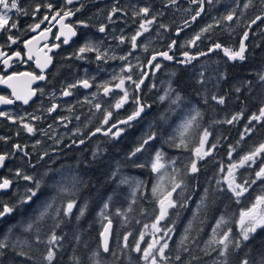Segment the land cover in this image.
Wrapping results in <instances>:
<instances>
[{
  "label": "flooded vegetation",
  "instance_id": "flooded-vegetation-1",
  "mask_svg": "<svg viewBox=\"0 0 264 264\" xmlns=\"http://www.w3.org/2000/svg\"><path fill=\"white\" fill-rule=\"evenodd\" d=\"M247 2L248 0H212L209 4L204 0V11L193 21L192 16L200 6L192 0H176L175 3L171 0H73L71 4L66 0H17L19 8L28 14L24 15L23 11L16 10L8 13L9 23L16 22L17 28L0 31V51L13 56L8 68L0 62V75H11L14 72L40 75L41 69L37 67L36 60L39 57L43 64L45 53L51 57V63L43 70L45 79L34 81L30 85L38 91L28 104L16 100L12 95V88L7 84H0V96L13 101L11 104L0 103V112L6 114L0 116V137L4 138L0 139V154H8L4 166L0 167V180L7 178L13 181L11 190L0 192V198L13 193L15 183L25 181L23 175L43 181L52 172L58 173L60 162L68 161L75 168L81 163L82 157H96L105 152L106 146L121 142L128 135L139 132H148L150 135V120L159 115L155 109L160 91L154 88L155 83L159 85L169 77L173 82L177 74L198 75L207 70L235 71L240 67L247 68L255 59L257 50H264V22L257 21L249 27L256 15L264 14V7H261L260 0H253L252 5L245 9L243 5ZM49 3L54 6L51 10L45 7ZM37 6H40L39 11H36ZM144 7L149 8V15L135 14ZM113 8L119 11L113 13ZM61 9L74 13L65 20L76 31V35L67 44L63 43V36L59 40L55 38L60 34V25L52 17ZM232 10H235L233 20H223L222 17ZM44 16L49 19L39 29L32 31L31 26L39 23ZM109 16L112 17L111 20L108 19ZM148 19H152L153 23L147 26V32L137 38V47L133 49L131 36L142 31L139 25ZM209 25L212 27L202 33L201 39L195 45L189 43ZM101 26L105 27L103 33L99 31ZM48 29L51 31L48 32ZM245 31L249 35L245 40L246 58L243 61L228 59L222 49L208 51L215 43L238 49ZM41 32H46L47 38H41ZM9 35L17 41L15 44L8 40ZM33 37L38 39L29 46L32 59H28L29 47H25V41L32 40ZM121 38H124L123 43ZM173 41L176 43L170 49L169 45ZM86 43L95 45L102 58L96 59L95 51L81 54L79 49ZM17 51L21 53L20 57L13 55ZM201 51L208 54L200 56ZM160 52H168L173 60L157 55V60L153 61V64L161 65L157 70L149 66L148 62L153 55ZM184 52L198 58L190 63H180L179 61L186 59ZM122 56L127 58L122 60ZM129 67L131 71L127 70ZM129 75L132 76V81L144 80L139 90L132 81L127 80ZM120 78L125 79L129 98L117 109L115 104L123 96V91L115 87ZM26 79L20 77L13 83L18 90L24 89ZM84 79L89 81L91 87L84 88L78 83ZM72 84L77 86L70 89L69 85ZM105 85L112 89L107 95L104 93ZM230 85V91L236 94L235 81L232 80ZM65 90L72 94L64 96L62 93ZM243 95L250 97L249 93ZM137 100L139 104L145 105L144 111L128 124L119 123L137 109ZM97 104L100 105L99 109ZM52 105H57V108L49 113L47 109ZM171 108L166 105L163 115L170 113ZM109 111L112 116L108 124H104V118ZM24 123L32 125L35 131L28 133L23 127ZM112 124L117 125L112 133L122 129L119 136L104 134ZM97 128L101 131L96 132ZM80 140H84V143L81 144ZM17 144L21 146L20 150L14 148ZM17 171L21 173L19 177L16 175Z\"/></svg>",
  "mask_w": 264,
  "mask_h": 264
},
{
  "label": "trees",
  "instance_id": "trees-1",
  "mask_svg": "<svg viewBox=\"0 0 264 264\" xmlns=\"http://www.w3.org/2000/svg\"><path fill=\"white\" fill-rule=\"evenodd\" d=\"M223 72L226 76L220 83L214 79L212 71L208 70L202 72L203 76L177 74L173 79V87L182 98L166 115H163V108L156 103L155 110L159 115L150 120V135L148 132L128 135L121 142L106 146L105 152L96 157H82L81 163L75 168L68 161L60 162L58 173L54 171L55 174L52 172L48 177L50 179L42 181L36 196L28 203L19 204L0 222V238L8 236L11 241L26 239L31 244V247L23 248L28 256L17 255L19 248L5 249L4 255L0 256V264H47L43 256L48 247L47 238L52 231L61 238L53 249L56 253L53 264H94L92 257L95 252L100 253L96 259L110 262L114 257L103 252L100 238L108 220L114 223L110 248L117 252L116 264H145L140 254L133 250V236L142 224L154 218L159 209L149 198V186L153 178L149 166L157 152L172 162V173L177 182L183 181L181 187L173 193L176 206L168 213L171 216L167 215L162 222L164 227L174 229L169 242L170 259L167 264H184L187 261H191V264H213L222 259L218 256L219 247L216 245L212 246L216 251L209 248L207 255L204 251L217 222L221 217L224 218L225 223L217 230L218 234L232 229L233 237L239 238L237 222L240 212L257 196L264 195V179L257 180L255 177L258 167L247 166L238 171L239 183L249 181L248 191L239 198L225 187L221 179L222 169L231 159H239L264 141V121L252 120L249 123L252 115H258L264 104V82L259 80V75L264 74V50H257L255 59L247 68ZM232 80L235 81L236 94L230 91ZM244 93H249L250 97L247 98ZM212 95L224 97L225 103L221 105L212 100ZM186 107H190L188 110L196 108L202 115L197 117L184 136L187 147H176L180 144V136L178 130H175V119ZM240 113L242 115L238 120L226 123ZM246 126L251 131H246ZM205 129L209 132V146L215 147L211 148V153L204 159L196 162L198 171L191 173V162L196 161L194 148ZM149 136L154 138L143 145L142 151L131 155ZM230 153L233 155L231 158ZM73 176L78 177L81 183L75 197H71L75 200V206L71 214L65 216L64 208L70 198L58 194L56 182L63 177L64 182L70 185ZM124 179L128 183H121ZM252 180L256 182L250 183ZM18 182L14 185L13 193L4 195L0 201L10 206L17 204L25 195L26 188L35 187L34 183ZM136 182L142 184L139 185V191L133 192ZM49 203L53 206L38 225L41 240L45 242L38 243L35 228L31 232L25 231V228L28 223L37 220ZM57 209L60 210L59 216L56 215ZM57 223L59 227H55ZM125 236H128L127 248H124ZM185 236L187 240L182 245ZM185 247L188 251L183 250ZM245 253L254 259L264 253V229H257L239 249L232 250L230 259L233 264H238ZM177 254L181 255V261L175 260ZM193 256L196 259L193 260Z\"/></svg>",
  "mask_w": 264,
  "mask_h": 264
},
{
  "label": "snow or ice",
  "instance_id": "snow-or-ice-1",
  "mask_svg": "<svg viewBox=\"0 0 264 264\" xmlns=\"http://www.w3.org/2000/svg\"><path fill=\"white\" fill-rule=\"evenodd\" d=\"M66 2L68 4L73 3V0H66ZM172 3H175L176 0H171ZM193 3H197L199 4V9L196 11L195 15L192 16V20L195 21L196 18L198 16H200V14L204 11V0H192ZM207 2L209 4L212 3V0H207ZM253 3V0H248L247 3H245L243 5V7L245 9H248ZM260 4L261 7H264V0H260ZM45 7H47L48 9H52L54 6L49 3L47 5H45ZM0 9H2V11H0V31H10L11 29H15L17 28V23L16 22H12L11 24L9 23L10 17L8 15L9 12H11L12 10H16L17 12H21L23 11L24 15H27V11L22 10L21 8H19L17 0H0ZM40 10V6H37L36 11ZM80 9H76V11H79ZM119 11V9L117 8H113L112 12L115 13ZM149 8L144 7L141 8L139 10V12L135 13L136 15H140L141 13L144 14L145 16L149 15ZM61 12H63V15H61ZM74 13L71 10L68 11H64L63 9L56 11L55 15L52 17L53 20H56V22L60 25V34L57 35L55 38L57 40H59L61 38V36L64 37L63 43L67 44L69 42V39L72 36L76 35V31L75 28L72 24L69 23H65V20L72 16ZM235 15V10L230 11L227 15H225L224 17H222L223 20L226 21H232ZM57 17H59V19H57ZM48 16H44L42 20L39 21V23H36L35 25L31 26V30L32 31H36L37 29L40 28V25L42 23H44V21L48 20ZM109 20L112 19L111 16L108 17ZM257 21H262L264 22V14H260V15H256L254 19L251 20L249 27H251V25L256 24ZM83 23V22H81ZM153 23L152 19H148L145 20L143 23H141L139 25V28L142 31H137L133 36H131V46L133 49H135L137 47V38L139 36H141L143 34V32H147L149 30V28L147 27L148 25H151ZM185 24L187 25V21L185 22ZM87 26V25H85ZM161 27H164V25H161ZM212 26L209 25L208 28L202 29L201 33H198L195 38L193 40H191L189 43L192 45L196 44V41L201 39V35L203 32H207L209 30V28H211ZM48 32L51 31V29L47 30ZM99 31L101 33L105 32V27L101 26L99 28ZM248 32L245 31L243 33V38L240 41L239 44V48L238 49H232L229 47H224L223 45H221L220 43H215L214 45H212V47L209 48V52L215 51L217 49H222L224 52V55L228 57V59L230 60H241L243 61L246 57H245V52H246V45H245V40H247L248 38ZM40 37L41 38H47V33L46 32H41L40 33ZM37 37H33L32 40H28L25 41V47H29L34 40H37ZM8 40H10L13 44H15L17 41L15 39H13V37L11 35L8 36ZM124 42V38H121V43ZM176 42L173 41L171 45H169V48L171 49L172 45H174ZM45 47H47V45H45ZM54 47H58V45H54ZM91 51H95L97 52V56L96 59H101V55L99 53V49L95 46L92 45L91 43H86L83 47H81L79 49V52L81 54L85 53V52H91ZM145 51H147V46H145ZM208 53L201 51L199 53L200 56H204L207 55ZM15 57H20L21 53L19 51L15 52L13 54ZM129 55H131V53H129ZM157 55L163 57L166 60H173V56L169 55L168 52H160L156 55H153L151 57V60L148 62L149 66L153 67L154 69H159L161 67V65L159 63H155L153 64V61L157 60ZM183 56L186 58L184 61H179L180 63H190L192 60L197 59V56L194 55H189L188 52H184ZM0 58H2V60H0V62L3 63V65L5 66V68L10 67V61L13 59V56L8 55L7 53L0 51ZM127 57H120V59H126ZM28 59H32V55H31V48L29 47V56ZM51 63V57L48 56L45 53L44 56V63L42 64L40 61V58L37 57L36 60V64L37 67L41 69V74L40 75H35L31 72H23V73H12L11 75H0V84H7L8 87L12 88V95L15 97L16 100L22 101L24 104H28L29 101L32 99L33 96L36 95V92L38 90L36 89H32L30 87V85L37 80H44L45 76L42 74L44 68L47 67L48 64ZM128 71H131V67H129L127 69ZM201 76H203V73H201ZM20 77H25L27 78L25 81L26 87L24 89H20L18 90L16 85L13 83L14 81H18ZM128 81H132V76L129 75L127 77ZM259 80L264 82V74H260L259 75ZM80 85H82L84 88H89L91 87L89 81L87 79L81 80L78 82ZM132 83L135 84V87L137 90H139L140 86L144 83L143 79H140L139 81H132ZM201 83H203V81H201ZM77 85L76 84H72L69 85V88H75ZM116 88L121 89L123 91V96L120 97V99L116 102L115 107L117 109L121 108L123 106L124 103L127 102L128 98H129V93L125 88V79L124 78H120L119 83L117 85H115ZM41 94H43V90L40 89L39 90ZM110 91H112L111 88H109L108 86H104V93L107 95ZM172 91H175L174 89H172ZM237 91H239V89H237ZM64 96H69L71 95V91L65 90L62 93ZM167 95V93H166ZM161 99L163 100L164 97H161ZM181 96L179 93L176 94V98L172 101L173 104H176L178 101H180ZM211 99L216 101L217 103L223 105L225 103V98L224 97H218L216 95H212ZM0 103L3 104H11L13 103L12 100L8 99L7 97L4 96H0ZM205 103H207V99H205ZM137 109L127 117L126 120H121L119 123L122 124H128L130 121L136 119L141 112L144 111V107L145 105L143 104H139L138 100H137ZM96 107L99 109L100 105L97 104ZM57 108V105H52V107L48 108L47 111L49 113L55 111ZM192 111L195 113V115H191L188 119H186L182 125H181V130L179 132L180 135V144L176 145V147H187V144L184 140V136L187 133V131L193 126V124L196 122L197 117H200L202 114L201 112L196 109L193 108ZM6 115L3 112H0V116H4ZM240 115H242V113L237 114L232 116V118L230 120H227L226 123H233L234 121L238 120ZM112 116V112L109 111L107 112L103 123L104 124H108L109 122V118ZM11 118V117H9ZM264 118V107H261L259 109V114H253L251 117V120L249 121V123H251L252 120L254 121H261V119ZM33 119H38V117H33ZM24 129L28 132V133H33L35 131L34 127L28 123H24L23 124ZM113 128H117L116 124H112L111 127L104 133L105 135H109L110 133L114 136H119L120 132L122 131V129H117V131L115 133H112V129ZM101 129L97 128L96 132H100ZM246 131H251V129H249L246 126ZM93 135H95V133H93ZM209 136V132L207 131V129L204 130L203 136L201 137L200 141H199V146L195 148V154L198 158L202 159L204 156L209 155L210 151H205V146H206V142ZM153 136H149L147 139H145L143 141V144L140 147H137L135 149V151L131 154V155H135L137 152L142 151L143 149V145L147 144L149 142V140L153 139ZM243 138V137H242ZM0 139H4L3 137H0ZM80 143L83 144L84 140H80ZM20 145H14V148H16L17 150H20ZM212 148L215 147V145L211 146ZM25 155H28L27 153H25ZM45 155H47V153H45ZM93 155L95 156L96 154L93 153ZM264 155V143L259 144L258 147H256L253 151H251L250 153L244 155L243 157H241L240 161L238 164H232L229 168H228V175L225 178L226 182H227V187L228 190H230L235 197L239 198L241 197L245 192L248 191V185H249V181L245 180L243 184L241 183H237L236 182V176L234 173V169L238 168V167H243L245 164L249 163V162H255V159L258 156ZM43 157H41L42 159ZM8 159V154H0V167L4 166V162L5 160ZM163 159V154L161 152H157L155 155V158L153 160V162L151 163V169L153 172H159L161 169H163L165 167V164L162 163ZM223 170V169H222ZM190 171L191 173H196L198 171V167H197V163L196 161H192L191 165H190ZM16 175L19 177L21 175V173L19 171H17ZM115 175V173L113 174ZM255 177L257 180L260 179H264V166H261L259 168L258 171L255 172ZM25 181H34L35 187L34 188H26L25 190V195L23 197H21L17 204L14 205H9L7 203H4L3 201H0V205H2V207H0V217H4L8 214H11L14 209L19 205V204H24V203H28L29 201L32 200V198L34 196H36L37 191L40 189L41 187V180H34L33 176L30 175H23L22 177ZM256 180H252L250 183H255ZM13 181L9 180L7 178H4L2 180H0V191L2 190H7L8 188L11 187ZM81 181L78 177L73 176L70 185L68 183L64 182V178L62 177L60 181L56 182V187H57V192L59 195L61 196H66L69 197L70 199H68V202L66 204V207L64 208V215H70L72 212L73 207L75 206V200L71 199V197H75L76 193L79 191V185H80ZM121 183H128L127 179L121 180ZM137 186H139L140 184H142V182H136ZM172 188L170 191H167L166 194L161 195L158 198V204L160 207V212L159 215L156 217L155 222L152 224V228L155 230V232H160L161 229L159 228V224L160 222L165 219V217L168 215V209L169 208H173L176 206V202L173 200L172 198V194L176 191L177 188H180L181 185L183 184V181L181 180L180 182H176L175 176L172 177ZM160 191L159 185L154 186L152 189L153 195L157 196L158 193ZM207 191V190H206ZM134 194V193H133ZM54 203V201H53ZM52 203H49L45 209L40 213V216L37 218L36 221L28 223L25 231L27 232H31L34 228L36 231V241L38 243H44L45 241L41 240L40 237V228H39V221H42L49 213H48V209L52 208ZM105 207H107V205H105ZM56 215L59 216L60 215V210L57 209L56 210ZM81 215H83V210H81ZM103 215V213L101 214ZM225 223L224 218L221 217V219L217 222L216 227L213 229V236L212 238H210L205 245V255L208 254V249L211 248L212 251H216V248L212 247L213 245H216L219 247V252H218V256L221 257L222 259H218L217 261H214L213 264H233L232 260L230 259V256L232 255V250L234 249H239L241 247V244L244 241H248L250 239L251 234H254L257 229H264V195H259L255 198V202L252 203L251 207L242 210L239 214V220H238V224L240 226V234H239V238H235L231 235L232 233V229H228L227 232H224L222 235V238L220 239H216L215 237L218 235V229ZM111 225H112V221L108 220L107 225L104 227L103 232L101 233V236L103 238V242H102V249L104 253H110L112 257H114V259L110 262H102L99 259H96L97 257L100 256L99 252H95L93 253V257L92 259L94 260V264H116V261L118 259L117 256V252L113 251L110 247H109V236H110V230H111ZM55 227H59V223H57L55 225ZM148 226L145 225V228H147ZM171 231V230H169ZM187 231V230H186ZM130 235V234H129ZM61 238L57 237L55 231H52L51 234L48 236L46 244L48 245L47 247V251L46 254L43 256V259L45 261H47V264H53V260L55 258V251L53 250L54 247L56 245H58L59 240ZM127 240H128V236L124 237V248L128 247L127 244ZM144 240V233L141 232L140 234V241ZM184 240H187V236L184 237V239L181 241V244L183 245ZM157 245H159V247H157ZM24 247H31V244L28 240H20L17 239L15 241H11L10 238L8 236H5L3 238H0V256L4 255V251L7 248H12L13 250H16L17 248L20 249V251L17 252V255H21V256H28V253L23 251ZM168 243L165 242L163 244L160 243V240L158 239H153L152 242L147 243V247L141 248L140 243L138 242L135 247H134V251L137 253H142L141 259L143 261H145V264H159V261L157 259V257H159V259L161 261H169L170 257L168 255H166V249H168ZM184 251H188V249L185 247L183 248ZM29 259H31V257H29ZM192 259H196L195 256L192 257ZM175 260L176 261H181V255L177 254L175 256ZM78 264V262H77ZM184 264H191V261H187L184 262ZM238 264H264V253H260L258 255V258H253L251 257L248 253H245L244 257L241 258L238 262Z\"/></svg>",
  "mask_w": 264,
  "mask_h": 264
},
{
  "label": "rangeland",
  "instance_id": "rangeland-1",
  "mask_svg": "<svg viewBox=\"0 0 264 264\" xmlns=\"http://www.w3.org/2000/svg\"><path fill=\"white\" fill-rule=\"evenodd\" d=\"M211 71H212V75H213L214 79L217 81V83H220L221 81H223L225 79L226 75H225V73L222 70H211ZM201 73H199V74H201ZM154 88H157V90L160 91L158 93V95H157V105L160 106V107H163V108L166 107V105H167V106H169L171 108L172 104H173L172 101L176 98V94H177V91L173 87V82L171 80V77L165 78V80L161 81L159 83V85L155 83V87ZM172 89H174L176 92L172 91ZM166 93H167V95H166ZM161 97H164V99L162 100ZM190 107H186L184 109V112L175 119L176 120L175 130H178V132H180V130H181L182 123L186 119H188L191 115H194L192 110H188ZM202 136H203V134L200 135L198 141H200ZM198 146H199V142H198L197 146H195V148L198 147ZM211 148L212 147L209 146V136H208V139H207V142H206V146H205V151H210V153H211V151H212ZM206 156H204L202 159H204ZM243 156H241V157H243ZM229 157L230 158L233 157L232 153H230ZM241 157L239 159H234L233 161L231 159V161L227 163V166L225 168H223V170H222L223 176H222L221 179L224 182L225 187H227V182H226L225 178L228 175V168L232 164H238L240 159H241ZM154 158H155V156H154ZM154 158H153V160H154ZM153 160L150 162V166H149L151 171H152L151 163L153 162ZM199 160H201V159L196 156V162H198ZM161 162L165 164V167L163 169H161L159 172H153L152 171V177H153L152 180H151L152 184H150V186H149V198H150V201L156 203V205L158 207H159L158 198L161 195L166 194L167 191L171 190V188L173 186L172 177L175 176V174L172 173L173 164H172V162L170 160L166 159L165 155H163V159H162ZM247 166L248 167H254V168L258 167V169L256 170V171H258L261 166H264V156L263 155L258 156L255 159V162H249V163L245 164L243 167H247ZM243 167H238V168L234 169V173H235V176H236V182L237 183H239V181H238V171L241 168H243ZM175 179H176V177H175ZM176 182H177V180H176ZM157 185H159L160 191H159L157 196H154L153 192H152V189H153L154 186H157ZM139 187L140 186H137V183H136L134 185V187H133V192L139 191ZM143 187L145 188V186H143ZM227 189H228V187H227ZM142 194L145 195V191H143ZM172 198L175 201V198H174L173 194H172ZM254 202H255V200L252 203H254ZM252 203L247 208L251 207ZM247 208H245V209H247ZM172 210H173V208H169L168 209V213L170 214V212ZM159 212H160V207L158 209V212L155 214L154 218L150 222L142 224L141 227L138 229V231L135 233V235L133 236V238H134L133 249H134L135 245L138 242L140 243L141 248L147 247V243L152 242L154 238L160 240L161 244L167 242L168 246H169V242L171 240V237H172V234L174 232V229H170V228L164 227L163 224H162L163 220L159 224V228L161 229L160 232H155V230L152 228V224L155 222L156 217L159 215ZM168 216L170 217L171 215H168ZM238 220H239V218H238ZM145 225H147L148 227L145 228ZM169 230H171V231H169ZM237 230L239 231V234H240V226H239L238 222H237ZM141 232L144 233V240L143 241H140ZM222 235H223V233L218 234L215 238L216 239H220V238H222ZM231 235L233 236L234 234L231 233ZM236 236H238V235H236ZM157 247H159V245H157ZM168 249H169V247H168ZM168 249H166L165 251H166V255L169 256L170 252H168ZM139 254H140V256H142V253H139ZM157 259L159 261V264H167V262H168V261L167 262L161 261L159 259V257H157ZM143 262L145 263V261H143Z\"/></svg>",
  "mask_w": 264,
  "mask_h": 264
},
{
  "label": "water",
  "instance_id": "water-1",
  "mask_svg": "<svg viewBox=\"0 0 264 264\" xmlns=\"http://www.w3.org/2000/svg\"><path fill=\"white\" fill-rule=\"evenodd\" d=\"M11 190V187L10 188H8L7 190H2V191H0V192H3V191H10ZM7 216V215H6ZM6 216H4V217H0V221H2ZM112 221V220H111ZM108 222V221H107ZM107 222L104 224V226H103V229H102V231H101V233L103 232V230H104V227L107 225ZM113 229H114V223H113V221H112V225H111V230H110V236H109V247H110V244H111V240H112V236H113ZM100 238H101V245H102V242H103V238H102V236L100 235Z\"/></svg>",
  "mask_w": 264,
  "mask_h": 264
}]
</instances>
